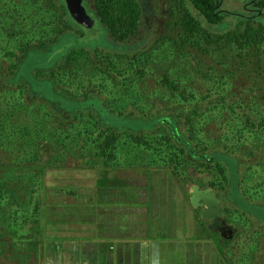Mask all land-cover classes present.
Wrapping results in <instances>:
<instances>
[{
  "label": "rangeland",
  "instance_id": "1",
  "mask_svg": "<svg viewBox=\"0 0 264 264\" xmlns=\"http://www.w3.org/2000/svg\"><path fill=\"white\" fill-rule=\"evenodd\" d=\"M140 1H144L145 17L137 34L130 39L115 40L101 23L94 0H87L88 12L95 21L92 28L75 25L74 31L65 34L50 49L30 52L19 66L17 78L24 77L35 92L64 108L86 111L78 114L77 120L69 118L71 121H65L59 127L62 134L75 136L76 131H83L97 135L99 118L104 125L124 129L120 132L118 159L110 165L91 163L90 153L80 150L68 153L65 163L45 175L48 194L40 218L39 238L42 239L43 254L39 262L71 264V256L66 253L68 247L96 248L107 246L106 242L113 246L119 239L114 237L116 235H121V240H130L144 234L148 219L154 214L161 216L167 210L170 219L173 215H185L186 206L191 204L193 186L201 185L202 189L219 194L224 201L222 216L235 229L233 237L223 244L227 248L226 258L234 264H264V131H255L256 138L252 139H259L252 145L246 131L242 132L243 136L237 134L243 124L233 121L228 125L216 117L200 119L192 113L199 104L197 99L172 97L163 81L168 77L198 98L209 94L216 98L219 93L229 91L231 104L233 101L241 104L242 113L258 115L262 122L264 96L255 86L253 77H248L252 67H229L230 57L225 52L195 59L186 57L166 37V23L173 1ZM237 1L241 2L231 0L223 8L235 6L234 10H240L242 3ZM51 20V14L41 13L33 0H0V69L9 67L21 53L20 47L27 42L43 39L42 29L51 31L54 28L48 25ZM9 27L14 30L9 32ZM75 49H84L86 56L59 70L57 67ZM55 68L58 69L55 79L60 88L68 90L70 97L80 101L58 94L54 85L39 75ZM20 83L6 86L3 80L0 81V111L14 108L20 113V108L25 106L49 113L48 106L31 95L29 86ZM87 97H97L105 104ZM90 105L93 108L87 110ZM172 112L182 116L192 114L198 150L221 147L232 155L218 157L227 167L229 183L221 175L194 165L181 176L182 166L174 173L176 166L168 159L164 160V156L163 159L157 156V151L151 152L157 157L152 155L150 163L151 154L148 156V151L134 144L130 135L137 130H145L143 136L151 142L166 134L169 124L175 121ZM152 115L165 120L155 131L149 130L158 121ZM230 116L232 118L233 114ZM48 119L58 127L56 117L49 116ZM14 122L15 119L9 120L10 127ZM221 126L227 131H221ZM10 131L7 128L3 132ZM222 134L225 135L222 137ZM163 142L155 143V146L163 148ZM81 143L85 145L83 141ZM0 155L3 156L2 150ZM52 155L56 156L53 152ZM173 199L178 201L174 203ZM178 202L185 206L181 208ZM193 210L196 220H203L202 224L207 228L210 219L204 218L205 209L197 207ZM128 214L135 215L134 221L125 218ZM27 232L21 231V235ZM213 233L221 239L219 231Z\"/></svg>",
  "mask_w": 264,
  "mask_h": 264
},
{
  "label": "trees",
  "instance_id": "2",
  "mask_svg": "<svg viewBox=\"0 0 264 264\" xmlns=\"http://www.w3.org/2000/svg\"><path fill=\"white\" fill-rule=\"evenodd\" d=\"M33 1L41 13L51 14L53 20L48 22V25L54 28L51 31L42 29L43 39L27 42L20 47L19 55L11 53V55H17L16 60L9 67L0 69V81L3 80L6 86L17 85L18 82L26 83L31 95L48 106L49 113L44 114L42 110L34 111L25 106L20 108V113L14 108L7 112L0 111V151L2 150L3 153V156L0 155V264H40L43 254L42 239L39 238L40 218L45 210L44 201L48 194L44 181L45 175L65 163L68 153L74 154L75 151L80 150H87L90 153L89 162L110 165L118 159L120 132L124 130L121 127L104 125L99 118L97 126L100 130L97 135L94 132L84 134L83 131H76L75 136L62 134L59 127L63 126L65 121L70 120L69 118L77 120L78 114L86 111L64 108L49 97L47 99L35 92L24 77L17 78L21 62L30 52L50 49L61 37L74 31L75 25H79L72 18L66 0ZM86 1L84 6L87 9ZM172 1L170 17L166 23L168 32L166 37L173 41L188 58L195 59L212 53L225 52L227 57H230L229 67L232 65L240 69L251 66L248 77H253L255 86L259 87L264 96V14L262 17L259 16L257 21L247 23L242 20L236 27H224L225 13L219 14L221 12L217 7L218 0ZM94 5L101 23L117 41L127 40L136 35L145 17L144 1L140 0H94ZM88 11H90L89 8ZM255 17L257 19L258 16ZM13 30V27H9V32ZM85 56L84 49H75L57 68L60 70L66 64ZM57 70L55 68L44 71L39 75L54 85L58 94L80 101L70 97L68 90L60 88L59 81L55 79ZM163 81L172 93V97L178 99L181 97L183 100L188 97L197 99L199 104L192 113L200 119L222 118V121L228 125L236 121L238 125L243 124L237 134L243 136L242 132L246 131L251 139L256 138L255 131L259 129L264 131V121L260 122L258 115L242 113L241 104H236L235 101L232 104L229 102L232 98V95L228 94L229 91L219 93L216 98H212L210 94L198 98L195 93L188 92L186 88L168 77H165ZM227 86L231 87L229 84ZM90 98L94 97L86 99ZM94 99L102 101L97 97ZM86 108L91 110L93 107L90 105ZM94 111H97L96 108ZM171 114L174 115L175 121L169 124L170 128L166 134L151 142L143 136L145 130H137L130 135L134 144L148 151V156L151 154L150 163L153 157L159 156L163 159L164 156V160L168 159L172 166L173 164L174 167L176 166L174 173L178 172V167L182 166L181 176H184L185 171L194 165L198 169L204 168L209 173L221 175L223 180L229 183L227 167L218 159L219 156L228 154L225 153V149L209 147V150H198L195 146L198 134L193 128L195 122L192 114L189 116L173 112ZM49 116L59 120L57 128L52 125V122H48ZM152 118L158 121L149 129L150 131H155L159 124L164 125L165 120L160 116ZM10 119H15L11 127ZM7 128L11 131L3 132ZM220 129L227 131L222 126ZM258 139H252L250 142L254 145ZM161 140L165 141L162 144L163 148L156 147L155 143L161 144ZM82 141L85 145H82ZM154 151L158 152L157 156L153 155ZM47 152L48 155H46ZM52 152L55 153V157ZM252 153L255 155L254 152ZM128 160L129 158H126V161ZM21 231H28V234L21 235Z\"/></svg>",
  "mask_w": 264,
  "mask_h": 264
},
{
  "label": "crops",
  "instance_id": "3",
  "mask_svg": "<svg viewBox=\"0 0 264 264\" xmlns=\"http://www.w3.org/2000/svg\"><path fill=\"white\" fill-rule=\"evenodd\" d=\"M173 201L176 203L178 200L173 199ZM178 203L181 208L185 206L182 202ZM186 207H188V210H186L185 215L171 216L174 221L166 214L167 210H164L160 214L161 216H155L154 214L151 219H148L147 229L144 234L133 237L130 240H121V235H116L114 237L119 239L115 241L113 246L106 242L107 246H98L96 248H89L84 245L76 248L68 247L66 253L71 256L69 257L70 263L234 264L228 260L230 258H226L227 248L224 245L228 242V239L233 237L235 229L228 224L223 216L220 220L223 219V222L226 223L227 228L224 231L219 230L221 226L212 229L210 226L213 224V219L210 218V222L205 228L202 224L203 220H196L193 210L195 207L192 203ZM203 209L206 210L207 208L203 207ZM128 215L125 218L129 219L130 222L134 221L133 217L135 215ZM156 223L158 225L152 227ZM262 223L264 224V222ZM209 224L210 228H208ZM208 230L210 231L209 233ZM230 230L232 231L231 234L229 233ZM216 231L221 233V239L213 235V232Z\"/></svg>",
  "mask_w": 264,
  "mask_h": 264
},
{
  "label": "water",
  "instance_id": "4",
  "mask_svg": "<svg viewBox=\"0 0 264 264\" xmlns=\"http://www.w3.org/2000/svg\"><path fill=\"white\" fill-rule=\"evenodd\" d=\"M68 10L79 25L87 28L94 26V19L88 13V10L84 6V0H66ZM192 205L197 207H206L204 212L205 218L213 219V224L210 226L212 229L219 226V220L222 217V199L219 198V194L212 190L202 189L199 185H194L192 188ZM226 223H222L219 230L224 231L226 229ZM231 234L232 231L230 230ZM225 235V234H223Z\"/></svg>",
  "mask_w": 264,
  "mask_h": 264
},
{
  "label": "flooded vegetation",
  "instance_id": "5",
  "mask_svg": "<svg viewBox=\"0 0 264 264\" xmlns=\"http://www.w3.org/2000/svg\"><path fill=\"white\" fill-rule=\"evenodd\" d=\"M230 1L231 0H218L219 4L217 7L219 12H221L219 14L225 13V15H223L225 16L224 27H236L242 20L247 23L257 21L259 20V16L262 17V15L264 14V0H241V2L237 1L238 3H242V8L240 10H234L235 6L232 7L233 9L229 8L228 6L227 8H223L225 5L229 4ZM255 16H258L257 19ZM235 22H237V24H235ZM223 221V219L219 220V227L221 226Z\"/></svg>",
  "mask_w": 264,
  "mask_h": 264
}]
</instances>
